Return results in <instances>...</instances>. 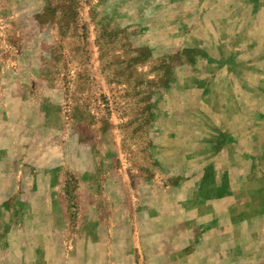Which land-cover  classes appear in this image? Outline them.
<instances>
[{"label": "rangeland", "instance_id": "374dc122", "mask_svg": "<svg viewBox=\"0 0 264 264\" xmlns=\"http://www.w3.org/2000/svg\"><path fill=\"white\" fill-rule=\"evenodd\" d=\"M263 64L264 0H0V264H264V156L226 215H195L152 139L171 85L198 106L188 86L237 67L264 100Z\"/></svg>", "mask_w": 264, "mask_h": 264}, {"label": "crops", "instance_id": "0c3cea01", "mask_svg": "<svg viewBox=\"0 0 264 264\" xmlns=\"http://www.w3.org/2000/svg\"><path fill=\"white\" fill-rule=\"evenodd\" d=\"M256 23L255 20L253 24ZM204 57L209 61L217 59L211 54ZM240 58L244 59V57ZM252 65L261 66L258 62ZM236 68L232 69L227 66L217 70L210 68L211 73L207 75L204 84L198 82L193 83L194 87L191 84L192 88L188 86V91L192 93L201 91L205 97H209L208 103L204 101L197 106L195 105L197 102L191 99V105L189 104L190 99H186V94L183 95L181 101L179 90L181 86L183 88V85L176 83L171 85L169 90L171 93L169 99L171 100H159L156 106L157 110L154 112L153 118L157 124V133L152 139L156 141L155 150L160 152L158 160L162 171L169 168L165 165L170 163L173 171L181 169L184 171L182 167L187 165V181L189 183L187 188H192V190L182 194L184 200L186 199L189 203L190 200L195 201L196 204L192 207L195 215L198 210H209V213L219 217L226 215L227 205L240 199V189L243 183L239 181V178L247 176L249 168L252 166L254 168L257 160L264 156V100L260 98V86L258 83L245 85L243 72L236 71ZM199 87L202 90L197 89ZM19 98L20 96L15 93V90H12L9 103L7 105L2 103V106L13 108L15 101ZM186 101H188L187 104ZM29 102L28 99L23 103L26 108H30ZM30 104L34 106V102ZM196 108L201 111L203 120H205L201 127L200 123L199 127L197 126ZM181 109L185 111H181ZM29 132L34 133L33 129ZM198 138H202L204 143H198ZM114 146L115 149L116 145ZM156 146H159V149ZM36 152L33 146L27 149L29 157L36 155ZM229 153L232 156L231 160H227L226 157ZM207 157H210L208 163L204 162L206 163L204 166L197 165L199 159L205 161ZM246 157L249 159L247 163L245 162ZM117 158L115 156L111 158V161L116 163ZM33 164L35 166V162ZM245 164L248 166L246 167ZM120 168L113 164V168L108 170L109 177H112L110 181L115 182L116 174L122 172ZM100 170L104 171L101 166H98L95 171L100 172ZM124 170L126 171L125 168ZM195 171L200 173L197 180L193 175ZM205 171L211 174L210 178L206 179L211 187L210 190L206 187L200 191L198 190L201 187L199 181L203 179ZM73 172L83 178L85 170L77 167L73 169ZM225 172L227 176L223 175ZM180 175L185 176L186 173L176 174V176ZM213 188L224 190V194H221L222 198H213L214 201L207 198ZM177 194L180 192L178 191ZM214 229L210 228L209 230L208 228L205 233L210 235Z\"/></svg>", "mask_w": 264, "mask_h": 264}]
</instances>
